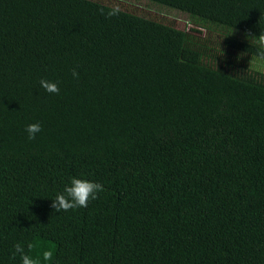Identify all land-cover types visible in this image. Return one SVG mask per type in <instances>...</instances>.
Listing matches in <instances>:
<instances>
[{
    "label": "trees",
    "instance_id": "1",
    "mask_svg": "<svg viewBox=\"0 0 264 264\" xmlns=\"http://www.w3.org/2000/svg\"><path fill=\"white\" fill-rule=\"evenodd\" d=\"M137 1L0 0V264H264V0Z\"/></svg>",
    "mask_w": 264,
    "mask_h": 264
},
{
    "label": "clouds",
    "instance_id": "2",
    "mask_svg": "<svg viewBox=\"0 0 264 264\" xmlns=\"http://www.w3.org/2000/svg\"><path fill=\"white\" fill-rule=\"evenodd\" d=\"M105 8L107 11L105 12ZM101 15H106V18H112L121 14V7L116 0H112L111 3L102 2L99 8ZM253 43L257 44L261 49L258 55L264 58V33H261L258 37L250 36ZM72 75L75 79H79V72L77 69L72 70ZM40 86L50 94H59L60 87L58 82L49 81L47 79H41L39 81ZM29 140H34L38 133L42 131V125L37 123L29 124L26 127ZM104 186L99 182L89 181L87 179L71 177L70 183L65 185L63 192L58 193L56 198L52 200V208L56 212L69 211L76 208H84L88 206V203L92 200L99 198V194L104 192ZM34 245L28 243V252H25L24 245L22 243H16L14 245L15 255L19 254L22 264H42L43 262H51L53 260L54 252L52 249H46L42 252V256L33 257L29 253Z\"/></svg>",
    "mask_w": 264,
    "mask_h": 264
},
{
    "label": "rangeland",
    "instance_id": "3",
    "mask_svg": "<svg viewBox=\"0 0 264 264\" xmlns=\"http://www.w3.org/2000/svg\"><path fill=\"white\" fill-rule=\"evenodd\" d=\"M97 2L111 3L112 0H93ZM120 4L122 10L135 13L137 15L147 17L165 24H172L178 29H182L187 26L184 20L176 18L173 14H167L164 11H159L153 7H148L144 2L137 0H116ZM204 30H202V35Z\"/></svg>",
    "mask_w": 264,
    "mask_h": 264
}]
</instances>
